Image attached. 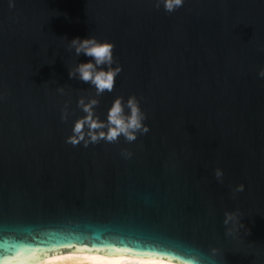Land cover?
Listing matches in <instances>:
<instances>
[{"label": "water", "instance_id": "95a60500", "mask_svg": "<svg viewBox=\"0 0 264 264\" xmlns=\"http://www.w3.org/2000/svg\"><path fill=\"white\" fill-rule=\"evenodd\" d=\"M13 4L0 0V227L71 218L216 247L222 264H264V0H185L172 13L153 0ZM90 35L115 42L123 66L98 110L118 94L143 97L150 131L131 144L65 143L88 90L68 69L89 59L68 42ZM236 209L247 233L226 238L224 212Z\"/></svg>", "mask_w": 264, "mask_h": 264}, {"label": "clouds", "instance_id": "9594fccd", "mask_svg": "<svg viewBox=\"0 0 264 264\" xmlns=\"http://www.w3.org/2000/svg\"><path fill=\"white\" fill-rule=\"evenodd\" d=\"M184 2L153 0L154 7H162L167 13L182 7ZM12 6L13 0H9V7ZM115 47V42L98 39L95 35L76 36L68 42V49L74 51L76 57L83 54L89 59L77 60L68 69L69 79L87 84L88 90L76 99V108L82 114L72 121L71 133L65 137L66 144L87 148L101 142L117 144L121 138L131 144L139 136L149 133L150 126L145 122L147 113L142 106L143 97L129 94L125 98L118 94L105 110H98L100 98L106 92H114L117 77L123 71V66L114 55ZM258 77L264 79V67L259 69ZM56 91L61 95L69 94L64 86H57ZM0 99H3L2 95ZM70 103V100L64 101L60 109L61 121L67 122L73 115ZM120 155L128 160L134 153L128 148H121ZM214 175L217 181L223 182L222 168H215ZM243 191L244 185L240 184L233 189V196ZM223 224L226 238H238L241 229L247 233L238 209L225 211ZM66 248H74L77 252L95 251L108 257L131 256L137 258L138 264H222L218 259L220 249L216 247L206 252L195 244L181 240L125 236L97 224L82 228L78 221L71 218L47 224L37 222L34 226L0 227V264H52Z\"/></svg>", "mask_w": 264, "mask_h": 264}, {"label": "bare ground", "instance_id": "6f19581e", "mask_svg": "<svg viewBox=\"0 0 264 264\" xmlns=\"http://www.w3.org/2000/svg\"><path fill=\"white\" fill-rule=\"evenodd\" d=\"M52 264H138L137 259L100 257L76 254H63L55 258Z\"/></svg>", "mask_w": 264, "mask_h": 264}]
</instances>
